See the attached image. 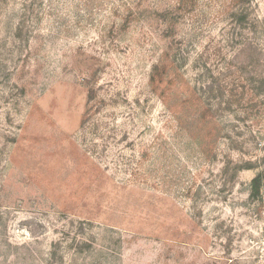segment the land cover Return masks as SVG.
<instances>
[{
	"label": "rangeland",
	"instance_id": "374dc122",
	"mask_svg": "<svg viewBox=\"0 0 264 264\" xmlns=\"http://www.w3.org/2000/svg\"><path fill=\"white\" fill-rule=\"evenodd\" d=\"M264 0H0V264H264Z\"/></svg>",
	"mask_w": 264,
	"mask_h": 264
},
{
	"label": "trees",
	"instance_id": "16d2710c",
	"mask_svg": "<svg viewBox=\"0 0 264 264\" xmlns=\"http://www.w3.org/2000/svg\"><path fill=\"white\" fill-rule=\"evenodd\" d=\"M262 173H259L252 181L251 197L258 198L261 194Z\"/></svg>",
	"mask_w": 264,
	"mask_h": 264
}]
</instances>
